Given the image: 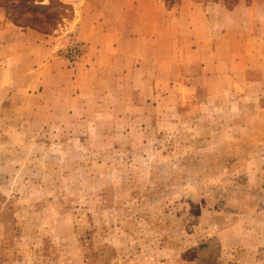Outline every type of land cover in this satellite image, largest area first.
Instances as JSON below:
<instances>
[{"label":"rangeland","instance_id":"obj_1","mask_svg":"<svg viewBox=\"0 0 264 264\" xmlns=\"http://www.w3.org/2000/svg\"><path fill=\"white\" fill-rule=\"evenodd\" d=\"M6 1L0 264H264V0H132L126 68Z\"/></svg>","mask_w":264,"mask_h":264},{"label":"crops","instance_id":"obj_2","mask_svg":"<svg viewBox=\"0 0 264 264\" xmlns=\"http://www.w3.org/2000/svg\"><path fill=\"white\" fill-rule=\"evenodd\" d=\"M65 3L71 4L75 10V20L71 23V29L75 26L79 31V38L86 43L89 49L90 55L96 56V59L91 58L90 63L95 68H115V67H128L131 63L129 56H119L118 54H125L128 47L124 44H128L133 40L131 29L137 28L139 25H143L146 29V25L143 24L144 18L132 16V0H118L117 4L121 6L118 11L111 9L113 0H63ZM113 22H117V25H113ZM8 25V24H7ZM17 28V26H16ZM19 28V27H18ZM120 28V29H117ZM129 28V30H128ZM10 30H12L9 27ZM14 30V29H13ZM31 30V29H29ZM29 30H26L30 33ZM33 31V30H31ZM1 36L4 30H0ZM18 34V32H17ZM140 34V33H139ZM143 33L140 35L142 36ZM19 38L14 34L13 38ZM134 36V39H139ZM131 45V44H130ZM99 54V55H98ZM100 57H104L106 60H100ZM105 62V64H104ZM65 73V71H63ZM81 78L71 79L69 83L63 84V95L65 93H76L75 96L71 95L72 101L77 102L79 100V93L76 87V83H79ZM34 82V81H33ZM36 83V82H35ZM70 86V87H69ZM48 84H45L44 90H46ZM41 88V87H40ZM40 91V89H39ZM34 96L30 100L33 103L41 99V94L37 95L34 91ZM50 104V103H49ZM45 105L48 109V115L51 114L50 105ZM67 110L63 102V113ZM257 192L264 191V181L257 184ZM251 205H254L252 202Z\"/></svg>","mask_w":264,"mask_h":264},{"label":"trees","instance_id":"obj_3","mask_svg":"<svg viewBox=\"0 0 264 264\" xmlns=\"http://www.w3.org/2000/svg\"><path fill=\"white\" fill-rule=\"evenodd\" d=\"M45 0H7L5 8L13 14L15 22L20 26V19H27L30 22L41 23L47 26H55L57 24V11H52L53 3L57 0H50L49 4L44 3ZM38 13L45 16L46 20L38 16ZM12 17V16H11ZM28 24V23H26Z\"/></svg>","mask_w":264,"mask_h":264}]
</instances>
